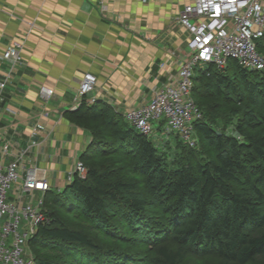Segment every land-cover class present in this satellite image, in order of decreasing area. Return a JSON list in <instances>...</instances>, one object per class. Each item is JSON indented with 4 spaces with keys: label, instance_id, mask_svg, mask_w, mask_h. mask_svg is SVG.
Instances as JSON below:
<instances>
[{
    "label": "trees",
    "instance_id": "16d2710c",
    "mask_svg": "<svg viewBox=\"0 0 264 264\" xmlns=\"http://www.w3.org/2000/svg\"><path fill=\"white\" fill-rule=\"evenodd\" d=\"M256 44L264 55V38ZM192 97L203 113L195 123L200 147L175 135L172 156L107 104L83 102L67 113L91 133L81 157L88 172L46 194V220L29 245L50 254L36 255V264L135 262L129 253L95 240L71 219L78 215L112 232L122 229L117 218L127 223L151 245L149 264H184L190 254L215 258L217 264L264 263V75L234 60L222 70L200 68ZM227 106L233 132L212 125ZM116 157L131 162L144 190L140 181L115 175ZM153 208L162 218L152 217Z\"/></svg>",
    "mask_w": 264,
    "mask_h": 264
},
{
    "label": "crops",
    "instance_id": "0c3cea01",
    "mask_svg": "<svg viewBox=\"0 0 264 264\" xmlns=\"http://www.w3.org/2000/svg\"><path fill=\"white\" fill-rule=\"evenodd\" d=\"M189 2L0 0V56L17 43L22 57L14 68L0 60V83L8 79L0 88V166L26 151L25 163L42 171L49 191L70 184L92 141L91 133L67 115L74 111L84 75L98 79L81 101L87 105L107 104L124 117L150 101L188 57L189 35L179 16ZM47 90L53 95L45 100ZM38 124L44 129L33 136ZM168 135L160 121L151 139L158 147ZM47 193L37 191L35 201ZM9 200H18L14 191Z\"/></svg>",
    "mask_w": 264,
    "mask_h": 264
},
{
    "label": "built area",
    "instance_id": "2783aa9c",
    "mask_svg": "<svg viewBox=\"0 0 264 264\" xmlns=\"http://www.w3.org/2000/svg\"><path fill=\"white\" fill-rule=\"evenodd\" d=\"M179 25L189 35L187 59L170 83L156 91L150 101L128 109L124 118L150 138L156 123L164 121L169 134L179 136L188 146L196 148L195 123L203 118L192 97L197 67L209 64L222 70L234 60L241 67L264 75V55L256 44L258 39L264 38V0H191L180 12ZM20 50L21 45L15 43L0 60L14 68L22 64ZM97 81L92 73L84 75L74 110L94 91ZM7 82L8 79L0 83L1 90ZM42 94L46 100L53 91ZM43 129V125H36L32 135L36 136ZM32 145H38V141L33 140ZM26 153L0 166V264H36L35 257L28 251L29 242L45 222L46 215L44 198L35 201L34 196L37 191L45 194L51 186L38 167L25 163ZM86 172L85 165L79 161L71 178ZM13 191L17 201L9 200ZM25 198L27 202H23Z\"/></svg>",
    "mask_w": 264,
    "mask_h": 264
},
{
    "label": "rangeland",
    "instance_id": "374dc122",
    "mask_svg": "<svg viewBox=\"0 0 264 264\" xmlns=\"http://www.w3.org/2000/svg\"><path fill=\"white\" fill-rule=\"evenodd\" d=\"M210 65L207 64L206 66L200 64L198 65L197 69L200 68H205V67H209ZM234 107H240V104L237 105H233ZM231 106H227L226 108H224L221 111V115L224 117L220 116V119H218L215 123L213 122L212 125H218V123H221V127L222 125L225 127V130L223 131H228V132H233L234 129L236 128V125L233 123L235 121V119L233 118H228L229 115V111ZM216 116V114H215ZM233 117V116H232ZM223 122L228 123V125H224ZM219 126V125H218ZM167 137V141L166 143H159V149L162 151H167L169 153L170 156H172V154H174L176 152V138L174 134H170ZM166 144V145H164ZM200 147V143H198V148ZM117 161V164L119 165V170H117L116 172V176L120 177V176H128L132 179H136L138 181H140V188L142 190H144L145 184H144V180L143 178L134 173L131 168H130V164L131 162L128 159H125V157H116L115 158ZM172 159V157H171ZM86 167V166H85ZM122 167V168H121ZM129 167V168H128ZM121 169V170H120ZM86 170L88 172V169L86 167ZM87 172L86 174L80 176L82 179H85L87 176ZM150 213L152 214V217H161L160 211L158 208H153ZM120 216V214H118ZM71 219L74 220L75 223L80 224L82 227H84L87 231H89V233L91 234V236L93 238H95V240L99 241V243L105 245L106 247L112 248V249H117L121 252H127L129 253V255L131 257L134 258L133 261H135L134 263L129 262V264H149L148 260L152 257V255H154V251L151 247L150 244H148L147 242H143L141 241L140 236H138L133 230V228H129V226L127 225V223H123L122 221L119 220V218L116 219V222L119 223L120 227L122 228L120 231H115L112 232L113 230H104L99 226H96L94 223L92 224L91 222H89L85 217H83V215H78V216H71ZM29 253L32 254L34 257L36 255H40V256H47L50 254L49 251H35V249L33 247H31L29 245ZM88 257V256H87ZM132 258V259H133ZM123 262V261H122ZM126 262H123V264H125ZM113 264H115L113 262ZM184 264H217L215 258L212 257H207V258H201L198 257L194 254H190L188 256V258L186 259ZM255 264H264L263 261H258Z\"/></svg>",
    "mask_w": 264,
    "mask_h": 264
}]
</instances>
